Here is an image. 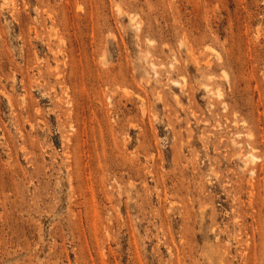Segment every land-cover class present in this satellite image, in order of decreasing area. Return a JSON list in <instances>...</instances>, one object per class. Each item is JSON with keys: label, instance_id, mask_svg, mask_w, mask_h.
Segmentation results:
<instances>
[{"label": "rangeland", "instance_id": "1", "mask_svg": "<svg viewBox=\"0 0 264 264\" xmlns=\"http://www.w3.org/2000/svg\"><path fill=\"white\" fill-rule=\"evenodd\" d=\"M0 264H264V0H0Z\"/></svg>", "mask_w": 264, "mask_h": 264}]
</instances>
